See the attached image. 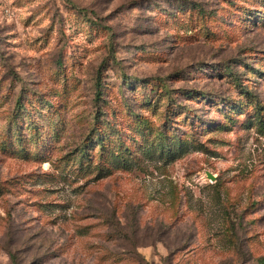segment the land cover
I'll list each match as a JSON object with an SVG mask.
<instances>
[{
	"label": "rangeland",
	"instance_id": "374dc122",
	"mask_svg": "<svg viewBox=\"0 0 264 264\" xmlns=\"http://www.w3.org/2000/svg\"><path fill=\"white\" fill-rule=\"evenodd\" d=\"M264 0H0V264H261Z\"/></svg>",
	"mask_w": 264,
	"mask_h": 264
},
{
	"label": "trees",
	"instance_id": "16d2710c",
	"mask_svg": "<svg viewBox=\"0 0 264 264\" xmlns=\"http://www.w3.org/2000/svg\"><path fill=\"white\" fill-rule=\"evenodd\" d=\"M261 264H264V261H262Z\"/></svg>",
	"mask_w": 264,
	"mask_h": 264
}]
</instances>
